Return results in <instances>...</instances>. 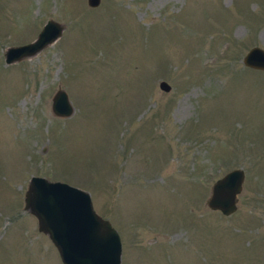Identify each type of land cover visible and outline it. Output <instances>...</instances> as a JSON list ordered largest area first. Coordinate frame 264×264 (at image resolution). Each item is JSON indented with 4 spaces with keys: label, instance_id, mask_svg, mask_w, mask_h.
<instances>
[{
    "label": "rangeland",
    "instance_id": "374dc122",
    "mask_svg": "<svg viewBox=\"0 0 264 264\" xmlns=\"http://www.w3.org/2000/svg\"><path fill=\"white\" fill-rule=\"evenodd\" d=\"M48 18L60 35L5 63ZM254 45L264 0H0V264H62L23 208L31 175L89 193L119 264H264V70L242 63ZM57 88L67 116L50 110ZM235 167L224 215L205 200Z\"/></svg>",
    "mask_w": 264,
    "mask_h": 264
},
{
    "label": "water",
    "instance_id": "95a60500",
    "mask_svg": "<svg viewBox=\"0 0 264 264\" xmlns=\"http://www.w3.org/2000/svg\"><path fill=\"white\" fill-rule=\"evenodd\" d=\"M99 0H86L88 6ZM63 24L48 18L33 40L4 48V62L10 63L30 57L61 33ZM242 63L264 70V49L250 47L242 56ZM159 89L168 91L169 84L161 79ZM53 115L67 116L72 106L62 88L52 96ZM243 170L232 168L214 179L205 200L208 208L228 215L236 209L237 193L241 190ZM23 208L36 219L37 230L44 233L56 248L62 264H119L121 241L108 219L92 207L89 193L64 181L31 175L23 192Z\"/></svg>",
    "mask_w": 264,
    "mask_h": 264
}]
</instances>
